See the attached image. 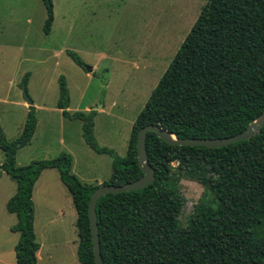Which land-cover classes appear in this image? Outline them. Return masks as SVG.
Returning <instances> with one entry per match:
<instances>
[{"label": "trees", "instance_id": "trees-1", "mask_svg": "<svg viewBox=\"0 0 264 264\" xmlns=\"http://www.w3.org/2000/svg\"><path fill=\"white\" fill-rule=\"evenodd\" d=\"M52 22L50 0H42ZM196 19L149 93L130 128L125 154L118 157L93 137L96 112L66 111L65 80L57 79L55 108L80 122L84 144L111 159V173L100 185L119 186L142 176L136 164L135 138L156 125L177 139L227 138L242 132L264 110V0H204ZM83 68L80 58L66 51ZM28 73L20 86L26 85ZM20 133L7 140L0 128L1 172L14 184L5 203L14 215L9 231L18 235L14 264H36L39 245L33 232L32 189L40 173L54 169L75 212L76 259L94 264L87 203L99 185L84 186L71 174V157L15 164L18 150L33 136L35 110L27 107ZM145 155L154 180L132 192L97 199L98 249L102 264H264V123L257 135L221 148L171 146L147 132ZM175 163L172 172L171 164ZM185 176L209 190L214 202L199 201L180 226L182 197L176 190Z\"/></svg>", "mask_w": 264, "mask_h": 264}, {"label": "rangeland", "instance_id": "rangeland-1", "mask_svg": "<svg viewBox=\"0 0 264 264\" xmlns=\"http://www.w3.org/2000/svg\"><path fill=\"white\" fill-rule=\"evenodd\" d=\"M204 3L50 0L52 22L45 35L42 0H0V128L5 138L16 137L24 122V89L31 106L41 107L35 111L34 137L23 149L26 159L48 160L67 153L71 174L82 185L107 181L111 159L89 149L81 138L80 122L63 118L55 108L58 77L64 78L68 91L66 111H95L96 144L124 156L133 120ZM66 51L75 53L83 68L76 66ZM25 73L28 78L23 87L20 82ZM175 166L171 164L172 172ZM1 176L5 178L4 173ZM175 185L182 197L180 226L186 225L199 201L214 202L213 194L190 178L178 176ZM31 201L33 232L41 259L36 264H79L75 212L55 170L39 179ZM4 205L0 202V245L7 251L16 244L18 235L6 227L15 218L6 213Z\"/></svg>", "mask_w": 264, "mask_h": 264}, {"label": "water", "instance_id": "water-1", "mask_svg": "<svg viewBox=\"0 0 264 264\" xmlns=\"http://www.w3.org/2000/svg\"><path fill=\"white\" fill-rule=\"evenodd\" d=\"M87 72H91L90 68H86ZM22 97L25 100L27 106H30L32 103L27 97V94L24 89H22ZM264 123V110L263 112L255 118L253 121L249 122L246 128L231 137L227 138H217V139H177L172 134H169L165 130L160 129L156 125H146L140 128L136 133L135 138V150H136V164L140 169L142 176L138 179L123 184L119 186L112 185H99L89 196L87 203V219L90 230V239H91V248L93 255L94 264H102L99 256V243H98V234H97V225H96V216L94 211V206L97 199L101 196L107 194H117L122 192H132L145 188L147 185L151 184L154 180L153 170L148 166L145 155V137L147 132L154 134L156 138L161 140L163 143L171 146H185V147H203L208 149L221 148L226 145L236 143L239 141L248 140L251 137L257 135L260 131L261 126ZM1 172V168H0Z\"/></svg>", "mask_w": 264, "mask_h": 264}, {"label": "crops", "instance_id": "crops-1", "mask_svg": "<svg viewBox=\"0 0 264 264\" xmlns=\"http://www.w3.org/2000/svg\"><path fill=\"white\" fill-rule=\"evenodd\" d=\"M34 105V107H35V111L37 112V110H39L41 107L40 106H38V105H35V104H33ZM22 109H24V111L23 112H25V115H26V113H27V104H25V103H23L22 102ZM88 110V109H87ZM87 110H85V111H87ZM59 112H60V110H58ZM36 126H37V121H36ZM36 126H35V130H34V133H35V131H36ZM21 127H22V125H21ZM21 130V129H20ZM19 133H20V131H19ZM18 133V134H19ZM17 134V135H18ZM16 135V136H17ZM32 137H34V134H33V136ZM15 138V137H14ZM32 139V138H31ZM31 142V141H30ZM29 145H30V143L27 145V146H25V147H29ZM25 147H23V148H21L20 150H18L17 151V153H16V156H15V164L17 165V166H23V165H26L27 163H29L30 161H32L33 159L32 158H27L26 159V156H27V152L24 154L23 153V149L25 148ZM1 161H2V153L0 152V163H1ZM52 170H54V169H52ZM51 169H47V170H44V171H42L41 173H40V175H39V177L37 178V180L35 181V183H34V185H33V189H32V195H33V193H34V187L36 186V184L38 183V181H39V179L47 172V171H52ZM56 171V170H55ZM56 173H57V171H56ZM1 174H2V172H0V202H1V205L2 204H5L6 202H7V200L14 194V192H15V184L4 174V177L5 178H2V176H1ZM57 177H58V173H57ZM59 178V177H58ZM2 179H6V180H2ZM5 181H11L12 183H13V185L11 184V182H5ZM31 198H32V196H31ZM5 206V205H4ZM7 213V212H6ZM8 214V213H7ZM8 215H11V214H8ZM14 216V215H13ZM15 218V217H14ZM16 221V220H15ZM75 221V220H74ZM15 223V222H14ZM13 223V224H14ZM13 224H11L10 225V223H8L7 225H6V227L8 228V230H9V228H10V226H12ZM14 246V245H13ZM40 248V247H39ZM39 248H38V250H39ZM37 250V252H36V263H37V261H41V259H40V257H39V251ZM13 253V247H12V249H11V247L6 251V250H4V248H3V246L2 245H0V264H13V262H12V260H14V255H13V257H12V255L10 254V253ZM12 262V263H11Z\"/></svg>", "mask_w": 264, "mask_h": 264}]
</instances>
